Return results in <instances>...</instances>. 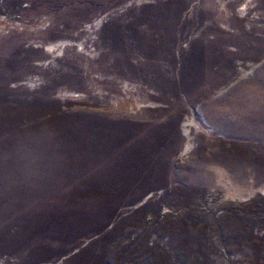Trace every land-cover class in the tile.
<instances>
[{
	"label": "rangeland",
	"instance_id": "rangeland-1",
	"mask_svg": "<svg viewBox=\"0 0 264 264\" xmlns=\"http://www.w3.org/2000/svg\"><path fill=\"white\" fill-rule=\"evenodd\" d=\"M0 264H264V0H0Z\"/></svg>",
	"mask_w": 264,
	"mask_h": 264
}]
</instances>
